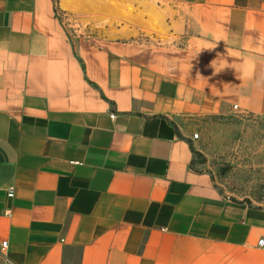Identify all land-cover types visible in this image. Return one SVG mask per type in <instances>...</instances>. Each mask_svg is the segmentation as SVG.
Listing matches in <instances>:
<instances>
[{
  "label": "crops",
  "instance_id": "crops-1",
  "mask_svg": "<svg viewBox=\"0 0 264 264\" xmlns=\"http://www.w3.org/2000/svg\"><path fill=\"white\" fill-rule=\"evenodd\" d=\"M181 4L170 43L72 42L53 0H0V264H264V204L192 147L264 118V0Z\"/></svg>",
  "mask_w": 264,
  "mask_h": 264
},
{
  "label": "rangeland",
  "instance_id": "rangeland-1",
  "mask_svg": "<svg viewBox=\"0 0 264 264\" xmlns=\"http://www.w3.org/2000/svg\"><path fill=\"white\" fill-rule=\"evenodd\" d=\"M53 0L67 37L170 43L181 0ZM159 31H156L155 29ZM194 168L228 201L264 204V118L236 110L195 121Z\"/></svg>",
  "mask_w": 264,
  "mask_h": 264
},
{
  "label": "built area",
  "instance_id": "built-area-1",
  "mask_svg": "<svg viewBox=\"0 0 264 264\" xmlns=\"http://www.w3.org/2000/svg\"><path fill=\"white\" fill-rule=\"evenodd\" d=\"M234 109L237 110V106H235ZM193 137H194V140H198V139H199V134L196 133V134H194ZM9 197H10V198H13V197H14V192H13V190L10 191ZM3 247L6 248V247H7V244L4 243V244H3Z\"/></svg>",
  "mask_w": 264,
  "mask_h": 264
},
{
  "label": "bare ground",
  "instance_id": "bare-ground-1",
  "mask_svg": "<svg viewBox=\"0 0 264 264\" xmlns=\"http://www.w3.org/2000/svg\"><path fill=\"white\" fill-rule=\"evenodd\" d=\"M64 2V1H63ZM63 7L67 10L71 8V6L69 5L68 1L66 0V2L63 3ZM156 31H159L157 28L155 29Z\"/></svg>",
  "mask_w": 264,
  "mask_h": 264
}]
</instances>
